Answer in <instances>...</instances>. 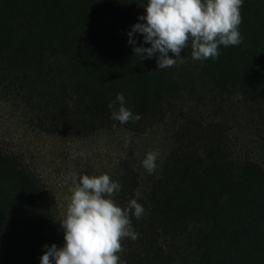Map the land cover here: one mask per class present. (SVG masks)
Instances as JSON below:
<instances>
[{"label": "trees", "instance_id": "trees-1", "mask_svg": "<svg viewBox=\"0 0 264 264\" xmlns=\"http://www.w3.org/2000/svg\"><path fill=\"white\" fill-rule=\"evenodd\" d=\"M143 13V0H0V99L45 135L165 127L155 171L123 162L113 179L121 208L135 198L145 209L130 217L138 238L120 241V264H264V167L230 142L245 123L264 144V0H243L240 45L201 61L185 48L163 70L127 43ZM117 93L138 120L111 118ZM59 222L41 179L0 143V264H39L43 245L63 243Z\"/></svg>", "mask_w": 264, "mask_h": 264}, {"label": "clouds", "instance_id": "clouds-1", "mask_svg": "<svg viewBox=\"0 0 264 264\" xmlns=\"http://www.w3.org/2000/svg\"><path fill=\"white\" fill-rule=\"evenodd\" d=\"M242 5L243 0H143L144 13L126 33L127 43L141 59L155 58L161 70L182 60V50L189 47L193 60H214L220 46L243 42L239 31ZM136 34L147 47L136 46ZM125 104L123 93H117L108 104L111 118L121 124L138 120L139 115ZM156 160L157 154L148 152L141 166L151 174ZM72 183L66 212L59 222L63 243L43 245L39 264H120V241L138 238L130 217L141 218L144 207L134 198L121 208L113 199L121 185L107 174L77 173Z\"/></svg>", "mask_w": 264, "mask_h": 264}, {"label": "rangeland", "instance_id": "rangeland-1", "mask_svg": "<svg viewBox=\"0 0 264 264\" xmlns=\"http://www.w3.org/2000/svg\"><path fill=\"white\" fill-rule=\"evenodd\" d=\"M242 124L235 126L230 135L234 156L257 160L264 167V144L260 133L255 127ZM168 136L164 126L140 137L121 131L86 139L45 135L28 127L18 108L0 99L1 145L21 158L41 179L54 197L62 219L71 195L72 179L77 173L107 174L113 180L122 172L123 162L130 161L140 167L148 152H155L156 162H161L169 149Z\"/></svg>", "mask_w": 264, "mask_h": 264}]
</instances>
